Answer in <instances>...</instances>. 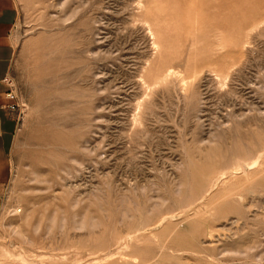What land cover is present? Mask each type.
<instances>
[{
	"label": "rangeland",
	"instance_id": "obj_1",
	"mask_svg": "<svg viewBox=\"0 0 264 264\" xmlns=\"http://www.w3.org/2000/svg\"><path fill=\"white\" fill-rule=\"evenodd\" d=\"M0 264H264V0H14Z\"/></svg>",
	"mask_w": 264,
	"mask_h": 264
},
{
	"label": "crops",
	"instance_id": "obj_2",
	"mask_svg": "<svg viewBox=\"0 0 264 264\" xmlns=\"http://www.w3.org/2000/svg\"><path fill=\"white\" fill-rule=\"evenodd\" d=\"M14 0H0V191L6 185L10 173V150L16 129V119L4 106L9 87L5 82L10 72L14 47L10 32L16 20Z\"/></svg>",
	"mask_w": 264,
	"mask_h": 264
},
{
	"label": "built area",
	"instance_id": "obj_3",
	"mask_svg": "<svg viewBox=\"0 0 264 264\" xmlns=\"http://www.w3.org/2000/svg\"><path fill=\"white\" fill-rule=\"evenodd\" d=\"M6 84L8 85L9 89L5 94V98L7 100L6 104H4L3 107H5L8 111L13 112L15 110V107L17 105V98L14 90L11 88V84L9 83L8 78L5 79Z\"/></svg>",
	"mask_w": 264,
	"mask_h": 264
}]
</instances>
